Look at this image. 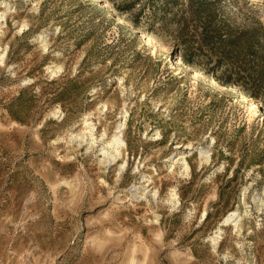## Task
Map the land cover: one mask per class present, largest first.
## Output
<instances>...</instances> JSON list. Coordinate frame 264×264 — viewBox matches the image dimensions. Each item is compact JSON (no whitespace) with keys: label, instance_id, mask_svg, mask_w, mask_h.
Segmentation results:
<instances>
[{"label":"rangeland","instance_id":"rangeland-1","mask_svg":"<svg viewBox=\"0 0 264 264\" xmlns=\"http://www.w3.org/2000/svg\"><path fill=\"white\" fill-rule=\"evenodd\" d=\"M0 264H264V0H0Z\"/></svg>","mask_w":264,"mask_h":264},{"label":"bare ground","instance_id":"bare-ground-1","mask_svg":"<svg viewBox=\"0 0 264 264\" xmlns=\"http://www.w3.org/2000/svg\"><path fill=\"white\" fill-rule=\"evenodd\" d=\"M113 12L115 13V11H112V13ZM117 16H118V19H119L120 22H124V23L126 22L125 19L122 16H120V15H117ZM129 27L131 29H133V27L131 25H129ZM142 36H144V43L151 42L152 46L154 47V50H160V44H159V41H158L157 38H155L151 34H149L147 32H144V31H143V35ZM184 65H185V63L183 61L182 62V66H184ZM198 76L203 77L206 81H208L211 84L218 85V83H216L214 80H212L211 78H208V77L204 76L197 69H194L193 72H192V77H194V78L196 77V79H197ZM257 105L258 104L256 103L254 97L250 96L249 97V108L251 110L257 109ZM84 120H85L84 128L86 127L87 132H89L90 133V136L93 138V136H94L93 135V129H94V126L95 125L92 122V120L91 121H88V117H86V119H84ZM124 127H125V118H121L117 122L115 131H114L113 135L111 136V139L108 141V144H106L105 146L102 147L103 148L102 151H103V154L105 156V160L108 162V164L114 163L118 159V157L121 155L122 148L126 145L125 139L123 137V129H124ZM85 139L88 140L87 138H85ZM91 140L93 141V139H91ZM104 143H106V142H104ZM199 154H200V158L202 160H206V161L208 160V158H209V151L207 149H204L203 147H200ZM182 158H183L182 165L184 167L183 170L186 171V173H188L190 171L191 166H190L189 161L187 160V158L185 156H182ZM180 160H178V162ZM124 164H125V162H124ZM172 164H174V163H172ZM121 167H124V165H122ZM154 194H156V191L154 192ZM177 194L178 193L175 191V188L172 189L171 192H170L169 200L171 202H173V203H176L179 200L178 197H177ZM237 215H239V212L237 210H235L234 212L228 214L226 216V218H225V222H229L230 220L234 219V217H236Z\"/></svg>","mask_w":264,"mask_h":264}]
</instances>
